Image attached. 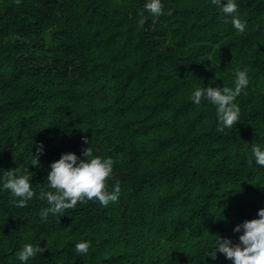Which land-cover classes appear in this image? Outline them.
<instances>
[{"label":"trees","instance_id":"trees-1","mask_svg":"<svg viewBox=\"0 0 264 264\" xmlns=\"http://www.w3.org/2000/svg\"><path fill=\"white\" fill-rule=\"evenodd\" d=\"M146 2L0 0V264H21L25 244L47 250L27 264H233L208 257L216 236L238 244L235 227L259 218L264 167L251 149L264 150V0H234L243 34L211 0H161L155 23ZM245 69L240 121L219 132L215 106L191 96L234 88ZM88 147L114 160L118 202L42 220L51 163ZM14 169L33 175L24 208L2 187Z\"/></svg>","mask_w":264,"mask_h":264},{"label":"clouds","instance_id":"clouds-1","mask_svg":"<svg viewBox=\"0 0 264 264\" xmlns=\"http://www.w3.org/2000/svg\"><path fill=\"white\" fill-rule=\"evenodd\" d=\"M19 4L20 0H16ZM213 5L221 8L226 16H231L233 27L241 34L246 31V21H241L238 17V6L234 0H227L226 5H222L221 0H211ZM145 10L156 19L165 15L164 6L161 0H147ZM167 15H172L169 9ZM140 23L143 24V12ZM227 22V21H226ZM249 85L247 69L236 72L234 88H202L197 87L191 96V100L200 105L202 101H208L216 108V115L219 121L217 131L223 132L226 128L231 129L240 121V108L236 99ZM84 143H89L84 138ZM252 154L255 163L264 167V150L257 145L252 146ZM43 154V145L37 146V154L33 155L32 165H39V156ZM84 159H80L74 153L62 154L58 161L51 163L50 172L47 176V183L51 191H41L39 199L46 200L49 207L40 212L42 220H46L49 214L64 216L66 210L74 209L78 204L87 202H99L103 207L115 204L120 196V182L117 180L109 190V181L113 179L114 160L112 158H99L93 156L91 147L83 150ZM252 158L248 164L252 165ZM17 169L5 172L2 177L4 190L11 193V203L17 208L28 206V202L36 197V192L31 183L33 175L29 169L25 174L17 175ZM258 219L246 220L235 227L234 231L242 232L239 236V243L226 238L216 236L215 250L208 257L213 260L217 258V253L223 254L226 259L233 264H264V209L257 213ZM90 241L80 242L75 245L78 255L87 256L90 248ZM46 248L40 245L25 244L22 250L16 253L21 264H27L30 259L42 255Z\"/></svg>","mask_w":264,"mask_h":264}]
</instances>
